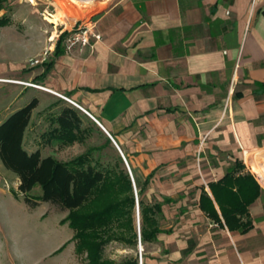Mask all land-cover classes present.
Returning a JSON list of instances; mask_svg holds the SVG:
<instances>
[{
	"label": "crops",
	"instance_id": "0c3cea01",
	"mask_svg": "<svg viewBox=\"0 0 264 264\" xmlns=\"http://www.w3.org/2000/svg\"><path fill=\"white\" fill-rule=\"evenodd\" d=\"M262 11L264 0H119L99 13L101 38L84 52L22 71L0 62V78L18 80L0 93L6 116L27 92L38 99L23 143L42 109L35 90L17 84L32 81L74 100L111 135L128 156L137 202L134 178L147 203H161L158 244L141 264H264V188L252 169L264 155ZM36 123L25 149L42 154L45 119ZM45 140L42 155L56 158L77 144ZM227 171L250 173L261 187L241 216L244 231L225 224L212 191Z\"/></svg>",
	"mask_w": 264,
	"mask_h": 264
},
{
	"label": "trees",
	"instance_id": "16d2710c",
	"mask_svg": "<svg viewBox=\"0 0 264 264\" xmlns=\"http://www.w3.org/2000/svg\"><path fill=\"white\" fill-rule=\"evenodd\" d=\"M4 0H0V9ZM264 12V11H262ZM62 33L52 51V58L64 52ZM44 61L49 67L53 59ZM38 99L31 98L25 105L10 112L0 122V162L5 169L13 172L19 180L18 191L29 208H34L39 201H46L67 210L61 220L67 222L73 230L72 240L77 253H86L90 264H138L135 257L119 262L103 258V249L112 239L135 244L137 232L133 226V208L135 194L126 166L105 136V142L93 146L75 157L63 161L49 154L43 156L40 149L27 151L23 137L29 123L32 110ZM55 126L47 138L59 144H72L83 140L81 129L82 117L72 106H63L53 117ZM110 147L113 165L106 161L107 155L102 149ZM128 160V156L124 153ZM242 167L243 165H238ZM138 196L140 214V241L142 244L156 240L160 231L159 218L161 203L149 204L143 199V186L134 178ZM40 193L33 194L35 186ZM218 201L225 224L244 231L248 222L241 220L246 214V206L259 195L260 184L252 174L235 175L227 173L212 187ZM207 195H203L201 207L215 217Z\"/></svg>",
	"mask_w": 264,
	"mask_h": 264
},
{
	"label": "rangeland",
	"instance_id": "374dc122",
	"mask_svg": "<svg viewBox=\"0 0 264 264\" xmlns=\"http://www.w3.org/2000/svg\"><path fill=\"white\" fill-rule=\"evenodd\" d=\"M77 1L4 0L3 8L0 9V62L6 66L8 72L22 71L30 67L34 59L43 56L46 58L45 61L50 60L57 37L64 32L68 33L79 24L92 25L96 30L99 13L119 0H79L80 4L73 3ZM62 7L65 8V13L58 11ZM19 76L20 74L13 77ZM2 79L0 93L13 88L15 84L11 80H17ZM17 85L23 86V90L27 87L34 89V93L41 100L39 107L42 110L34 116L31 129L25 135L23 143L25 148L31 147L37 118L42 116L45 119V128L39 134L37 142L42 154L50 152L51 148L46 145L45 139L51 135L49 131L55 126L52 119L63 106L67 105L76 108L82 117L83 140L66 152L57 153L58 159L69 158L105 142V136L100 132L101 128L87 114L63 97L46 91L40 83L24 81L23 84ZM27 95L28 92L20 98L15 105L16 108L28 102ZM7 102L4 97L0 98V121L9 111L5 108ZM102 153L107 155L105 160L113 165L110 156L114 153L111 148H103ZM255 163L259 169L264 170V155L258 153L255 156ZM258 179L264 188V179L261 176H258ZM18 183V177L5 169L0 162V264H90L85 252L77 253L74 250L73 230L68 227L67 222L61 221L67 210L46 201H39L34 208H29L18 191ZM32 193H40L38 185L33 188ZM133 226L137 232L135 244L112 239L104 246L103 258L119 262L135 257L139 264L141 255V260L144 261L149 255L148 251H151L158 242L141 243V247L138 245L136 204L133 208Z\"/></svg>",
	"mask_w": 264,
	"mask_h": 264
},
{
	"label": "built area",
	"instance_id": "2783aa9c",
	"mask_svg": "<svg viewBox=\"0 0 264 264\" xmlns=\"http://www.w3.org/2000/svg\"><path fill=\"white\" fill-rule=\"evenodd\" d=\"M59 37H57L58 39ZM101 38L100 33L94 29V26L88 25V24H79L77 26H74L73 29H71L66 35L64 36L62 40V45L64 48V51L70 52V51H78V52H84L87 47L92 46L91 40H99ZM56 39V41H57ZM56 44V42H55ZM55 46V45H54ZM54 48V47H53ZM46 60V58L43 56L39 59H34L31 64L36 65L43 63ZM0 80H3L0 78ZM11 81H17V80H11ZM44 89H47L43 87ZM54 92V91H52ZM55 94L63 97L65 100L73 104L74 106L82 109L74 100L71 98L64 96L60 93L54 92ZM83 110V109H82ZM84 111V110H83ZM94 120V118L92 117ZM136 195V192H135ZM139 264H141V255Z\"/></svg>",
	"mask_w": 264,
	"mask_h": 264
},
{
	"label": "water",
	"instance_id": "95a60500",
	"mask_svg": "<svg viewBox=\"0 0 264 264\" xmlns=\"http://www.w3.org/2000/svg\"><path fill=\"white\" fill-rule=\"evenodd\" d=\"M98 126H100V128L103 129V127H101V125L98 124ZM104 130V129H103ZM106 132V131H104ZM108 138L110 139L111 143L113 144V146L116 148V150L118 151V153L120 154L125 166H126V169L128 171V174L131 178V181H132V184H133V179H132V176H131V173H130V169H129V166L127 164V160L125 158V156L123 155V153L121 152L119 146L116 144L115 140L111 137V135H109L108 133H106ZM134 192H135V188H134ZM135 204L137 206V228H138V238H139V235H140V223H139V208H138V202H137V198L135 197ZM138 245L140 246V241L138 242Z\"/></svg>",
	"mask_w": 264,
	"mask_h": 264
},
{
	"label": "bare ground",
	"instance_id": "6f19581e",
	"mask_svg": "<svg viewBox=\"0 0 264 264\" xmlns=\"http://www.w3.org/2000/svg\"><path fill=\"white\" fill-rule=\"evenodd\" d=\"M73 3L80 4L79 0H78L77 2H73ZM64 9H65V8L62 7V8H59L58 11H59L60 13H65V10H64ZM38 87H40V86H38ZM252 169L257 173L258 176H261L262 179H264V170L259 169V168L257 167L256 163H253V162H252Z\"/></svg>",
	"mask_w": 264,
	"mask_h": 264
}]
</instances>
